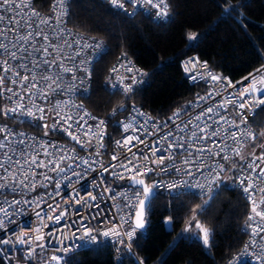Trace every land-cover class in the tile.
Returning a JSON list of instances; mask_svg holds the SVG:
<instances>
[{
  "label": "built area",
  "instance_id": "built-area-1",
  "mask_svg": "<svg viewBox=\"0 0 264 264\" xmlns=\"http://www.w3.org/2000/svg\"><path fill=\"white\" fill-rule=\"evenodd\" d=\"M43 1V3H42ZM71 1L68 0V16L63 18V22L60 25L56 24V15L60 9H57V12L52 10V5L56 3V0H48V4L44 5V0H24V3L29 4V7H21L19 9L3 12L0 10V14H3L7 17H15L16 19L21 20L20 26V35H23L26 31L24 27V19L23 16H29L32 11H36L40 14V17H32L33 21L38 20L39 18L50 19L51 25L53 26L52 30H58L59 28H63L64 32L53 39L54 43H61V40L67 39L70 42L74 40H80V44L71 43V47L64 45V53L69 56H75V52L80 49L81 55L75 56L74 60L65 59L64 63L68 67H73V65H80L82 60H88L90 63L86 65L91 71V78L85 80L84 84H80L79 80L73 81L71 79L72 73H63L64 76V85L72 84L78 87V91L70 92V91H58L56 94L50 96L47 101L37 100L38 104H42L46 107V120L40 121L39 123L43 125L47 123L49 128L47 130L42 127H34L32 124L28 122L21 123V121H27L28 118L24 116H19L15 119L9 117L5 118L0 115V125H7L8 128L14 133H23V137L15 136L14 140L24 139L25 144L17 145V152L12 153L13 160L20 159L18 155L20 150H24L26 154L33 155L36 152L40 153L39 159L47 162L49 159H53L54 157H45L43 155L44 149L41 148V144L47 143L49 145L55 144L56 147H49L48 151L54 153L56 157L60 155L72 156V160H64L61 164V167L67 169L66 172L58 173L49 171L48 169L42 168H34L36 173L35 177V189L32 188V180L31 173L29 174V180L25 181L24 185L19 184V180L23 179V172L16 165H9V172H12L16 177V182L13 183L11 179H0V184H5L7 187L0 189V208L6 209L7 215L4 211H0V221L3 222V227L0 228V240L8 239L12 241L9 244H0V257L5 264H56V261H52L51 257L53 255L63 256L65 259L62 264H65L66 260L73 254L89 249L90 247L96 245L98 242H105L110 244L115 252L117 253L118 258H122L125 254L131 255L138 264H144L142 258L139 256L138 252L134 247V242L138 237L140 232H144L145 230L136 229L135 235L128 241L126 237L124 244H120L117 241L116 237H104L101 233L103 231L108 230L113 226H118L121 232L131 231L134 225V215H129L130 213H134L137 209L133 207H129L130 203L135 202V197L132 193L135 191V186L130 183V180L123 179L119 180L115 176L111 174V172L115 171L118 173H123L125 177L131 175V173L125 172L124 169L120 168L119 165L121 163H127V159L132 158V153L127 152L125 148L117 147L116 141H123L127 136L136 137L139 136L140 139L144 140L146 144L150 147L153 140H160V138L167 133L169 128H171L172 132L180 137L187 139L188 133L191 131V125H189V129L185 132H180L176 125L179 124L180 127H183L184 123H186L191 117L199 114L202 109H206L208 107L214 106L215 104L221 103L226 99L235 100L238 103L240 102L239 93H241L242 89L246 87H250L252 81L255 79L257 81V87H264V85L259 84L261 79H264V66L259 67L253 72L235 79L229 74H222L216 70H214L209 61L203 57L198 52H194L190 55L184 56L180 63L182 67L183 74L187 81L192 85H202L204 90L198 92L195 97L185 106L177 108L174 112L181 109H186V111H181V115L178 120L175 122L170 121L169 117L173 116V113L165 118H157L152 116L145 108L138 104H131L130 106H126L127 111H117L115 118H112L113 110H108L105 113H97L93 109L89 108L85 101L87 97L83 94V90L85 85H87V96H90L93 91V81L94 74L96 70V64L98 59L101 57H97L94 50L92 48H83V44L85 42L95 44L99 42L103 49V54L106 51V45L103 39L99 36L88 34V33H79L77 32L70 24H69V15L71 10ZM108 2V0H104ZM19 3L20 0H17ZM109 3V2H108ZM110 4V3H109ZM112 6V5H111ZM167 10L169 8V2L167 1ZM119 9V8H115ZM122 10V9H121ZM125 10L129 13L135 12L137 10H142L146 13H155L157 9L151 8L150 6L139 7L137 6L134 9V6L127 3L125 0ZM153 17L157 19L155 15ZM7 26V19L4 22H0V27ZM9 27L15 28V25H11ZM36 27V24L33 23V28ZM46 32H48L49 36H52V30L48 28V26L42 25ZM94 38V39H93ZM16 33L10 32L8 34L7 40H3L4 43H10L15 41ZM2 40V38H0ZM37 41V46L40 43H43V40L40 37H35ZM20 47H28L29 51H31V44L25 45L23 42H20ZM12 51H16L15 48L11 49ZM49 51H52L49 49ZM100 50L97 49L96 52ZM4 53L0 50V57H3ZM18 55L20 53L18 52ZM34 55L39 58L40 54L34 53ZM55 55V53H54ZM51 59V57H49ZM192 61L191 64L188 62ZM25 62L29 64V67H32L30 59L26 61L21 60H10L9 63L13 66ZM123 65V66H121ZM116 68L117 71L113 72L112 69ZM131 69L132 71H128ZM187 69V70H186ZM21 74H24L23 69H19ZM39 71V70H37ZM53 73L57 71L56 68L51 69ZM141 73L143 75H141ZM2 69H0V75H3ZM76 76L84 75L83 71L77 70ZM215 75L220 77V80L213 81L211 76ZM8 77H12V73L7 74ZM135 76L136 83L133 84V91L138 88L140 85L146 82L148 76L147 72L143 66L139 65L132 57L129 55L122 53L118 55V57L111 64L108 73L104 78V85L108 88L110 92L111 86L117 84L119 87H123L124 85L132 84L131 77ZM120 78H123V83L119 84ZM229 82H231L229 84ZM43 86V83H41ZM5 88H13L15 91H21L18 85H13L9 80L5 81ZM119 92V91H117ZM209 93H214L213 96L209 97L208 100L198 99L199 97L207 96ZM129 94V93H128ZM11 96V93L4 92L0 95V107L13 106V101L16 99L13 97L12 99H8ZM264 98V97H262ZM247 99V97H245ZM57 101H72L77 105H83V108L76 109L72 108V114L74 116L79 113V115H83L85 111L91 114V117H95L96 119H91L88 116H85L84 121H81L83 125V129L79 132L81 139L86 140L91 137H84L83 133L88 131V126L92 125L93 132L96 131V124L99 120H103L105 122L104 127V135H103V145L104 147L99 149L100 155L97 156L95 140H93V144L87 148H82L80 144H77L76 141L72 140L65 133L59 130L52 129V125L56 122L58 117L55 116L54 112H50L47 109L50 106H54ZM25 103H27V97L25 96ZM133 106L140 113H144V115H139L137 111H133ZM262 106L255 108L253 113H249L247 109L240 110L235 108L234 105L229 104L227 109H220L219 114L214 117L215 120L219 121L221 117H227L229 120H235L237 124H240V128H229L227 124L222 125L223 128H228L229 132H239L242 129H246L255 134V130L248 123L242 124L240 123L241 117L237 115V112L243 111L248 118L252 117L257 110H259ZM63 107V104L61 105ZM71 107V104L69 105ZM67 111V109H65ZM151 119H148V118ZM78 118V116H77ZM86 121V123H85ZM145 121L147 123L145 124ZM168 122V127L164 128L163 132H158L155 136L150 133L155 131L154 125L159 124L163 127L164 122ZM117 122L123 123H132L134 127H138L141 124H144V127L147 129V133L145 131H133L129 130L128 132H123L118 128ZM35 123V122H33ZM203 123V122H201ZM209 124H213V127H217L216 124L213 123L212 119L208 120ZM45 131L48 132L45 135ZM171 139V137H169ZM214 140L219 141V138H213ZM243 139V146L249 143L251 138ZM222 143V141H219ZM211 143V141L205 142ZM133 144L136 146L132 148V152H135L138 156L141 157L139 163L143 165L145 161L142 159L144 155H148L151 158V154L148 151V148L145 147V144H136V141H133ZM228 144L232 147H236L231 139L228 140ZM158 147L165 148L167 147V142L162 144H158ZM259 145H255L252 152L243 155L247 158L245 161H241L239 157H233V160L237 164V168L231 171L227 170V162L220 161L219 157H216L215 160L207 159V163L209 165L214 164L216 161L225 164L226 170L222 173V179L226 181L228 184H233L234 177L247 176L251 173V169L247 167H243L242 170H237L242 165H246V163L251 162L252 156L251 153H254L256 156H260L264 154V148L258 147ZM63 148L64 152L61 153L60 149ZM74 149V151H73ZM138 149H142L143 151H138ZM191 151L195 154V149H191ZM116 155L117 159L113 160L112 156ZM161 155V153H157V156ZM176 159L174 163L177 166L188 167L183 165V157L187 156V152L184 149L177 150ZM205 158L208 157V153H203ZM88 160L91 167L89 165L84 164L83 160ZM256 163L260 165L261 168H264V164L261 161L257 160ZM71 164L69 168L68 165ZM169 164L168 160H165V165ZM103 165V168L101 167ZM113 165L117 167L113 169ZM25 169H27V165H24ZM149 167H154L149 165ZM192 170L195 171V165H192ZM104 168L109 169V171H104ZM259 168H257V173L259 172ZM208 168H204L203 172H196L194 176H188L185 173H175L173 170L171 174L168 172H160L159 169L154 174H151L150 178H146V182L151 185L154 182H164L173 183L179 182L181 180H187L189 183H195L197 180L200 183H207L208 178ZM43 172H47L49 176L52 177L51 180H44L43 176L40 175ZM73 172L81 173L80 176L73 175ZM7 173L4 172L3 169H0V177L6 176ZM41 181L47 185V187L41 186ZM57 182L60 184V187L57 188ZM256 189V198L259 200L260 193L258 189L260 187H264V178L255 180ZM98 185V186H97ZM110 187L111 193L105 191V188ZM235 189H239L242 191L241 187L238 184V180L234 184ZM198 189H167L166 187H161L158 192L164 194H172L175 195L178 192L180 193H192L195 194L198 192ZM126 192L127 197L122 196L121 193ZM243 192V191H242ZM91 193L92 195L97 196L96 200L88 199L87 203L89 205H99V207H88L84 204H77L74 202L73 197L77 199L84 197L87 198V195ZM103 193V195H101ZM244 194V193H243ZM196 195V194H195ZM245 195V194H244ZM113 196L115 198H113ZM203 196L204 195H200ZM207 197V196H206ZM14 201H19V203H14ZM51 205V207H49ZM57 205L59 207H57ZM67 210V215H63L64 210ZM37 213L40 215L38 216ZM49 216H61V220L57 223L54 219L49 220ZM121 217H125L128 219L129 223H123ZM81 221L83 224H86L88 227L92 228L93 235L96 236L95 242H84L80 237L83 236L82 231H77V229L81 228ZM39 229V233L35 230ZM247 233L246 239L243 245L235 251L232 255H230L224 264H229L230 260H233L236 256H238L242 251L246 244L253 239L257 241L260 247L257 248H249V251H254L259 253L260 248L264 247V233H261L260 236L253 237L250 232L246 229ZM21 232H27L29 235L25 237V239L31 240L32 242L29 244H20L16 242V237L20 235ZM49 233H54L55 235H49ZM72 233H75L76 238L73 239ZM43 235V241H37L34 239L36 235ZM67 237V239H64ZM64 240V247L72 248L71 252L63 253L58 251L61 247L59 241ZM43 243L45 247L41 248L37 245ZM83 244V247H74L76 245ZM35 248V252L32 256H29L28 253L30 250ZM251 264H259V262L254 259L251 261Z\"/></svg>",
  "mask_w": 264,
  "mask_h": 264
},
{
  "label": "snow or ice",
  "instance_id": "snow-or-ice-1",
  "mask_svg": "<svg viewBox=\"0 0 264 264\" xmlns=\"http://www.w3.org/2000/svg\"><path fill=\"white\" fill-rule=\"evenodd\" d=\"M108 2L114 7L125 10V0H108ZM127 3L134 6V9L144 6H150L151 8L157 9V11L150 15H155L157 18H166L168 17L167 10V0H127ZM21 7H29V4L24 3V0H20L18 3L17 0H0V10L3 12L13 11L19 9ZM224 9V12L228 15H231L232 11H238V6L229 4L227 7L221 5ZM57 9L60 11L57 12ZM52 10L57 12L56 15V24L60 25L63 22V18L68 16V0H56V3L52 5ZM32 17H40V14L36 11H32L29 16H23L24 19V27L26 29L23 35H20V26L21 20L16 19L15 17H5L3 14H0V22H4L7 19V26L0 27V50L3 51V57H0V69L3 71V75H0V95L4 92L11 93V96L8 99H12L15 97L13 101V106L8 107H0V115L5 118H17L19 116H24L28 118L27 121H21V123L28 122L32 124L34 127H42L47 130L49 125L44 123L41 125L40 121L46 120V107L42 104H38L37 100L47 101L48 98L58 91L63 92L65 90L74 92L78 91V87L72 84L64 85V76L63 73H72L71 79L73 81L79 80L80 84H84L85 80L91 78V71L86 66L90 63L88 60H82L80 65H73V67H68L65 63V59L74 60L75 56L81 55V50L78 49L75 52V56H69L64 53V45L71 47V43L80 44V40H74L70 42L67 39L61 40V43H54L53 39L60 36L63 32V28H59L58 30H52L53 26L51 25L50 19L39 18L36 21L32 20ZM33 23L36 24V27L33 28ZM11 25H15V28L9 27ZM42 25L48 26L50 30H52V36L50 37L48 32L45 31ZM10 32L16 33L15 41L10 43H4L3 40H7L8 34ZM35 37H40L43 40V43H40L37 46V41ZM94 39V38H93ZM188 39L191 41H195L197 39L195 34L189 35ZM20 42H23L25 45L31 44V51H29L28 47H20ZM15 48L16 51H12L11 49ZM83 48H92L97 57L103 55V49L99 42L95 44L85 42L83 44ZM51 49L52 51H49ZM99 49V52L96 50ZM18 52L20 55H18ZM34 53L40 54L39 58H37ZM55 53V55H54ZM51 57V59H49ZM31 62L32 67H29L28 63L21 62L15 66L9 63L10 60H21L26 61L29 60ZM189 64L192 61L188 62ZM123 66V65H121ZM56 68L57 71L53 73L51 69ZM19 69L24 70V74H21ZM39 70V71H37ZM83 71L84 75L77 77L76 71ZM187 70V69H186ZM113 72H116L117 69L113 68ZM128 71H132L128 69ZM12 73V77H8V73ZM141 75H143L141 73ZM211 79L213 81L220 80V77L211 75ZM13 85H18L21 91H15L13 88H5V81L9 80ZM132 84L124 85L123 87H119L117 84L111 86L112 94H115L119 91L121 94L127 95L133 91V84L136 83L135 76L131 77ZM43 83V86H41ZM123 83V78H120L119 84ZM231 82H229L230 84ZM259 84L264 85V79L259 81ZM83 94L87 96V85H85ZM214 93H209L207 96L199 97L201 100H208L209 97L213 96ZM25 96L27 97V103H25ZM240 102L238 103L235 100L226 99L221 103L215 104L214 106L208 107L206 109H202V111L191 117L186 123H184L183 127H180L179 124L176 125L177 129L180 132H185L189 129V125H191V131L188 133L187 139L175 135L171 128L165 133L160 140H153L151 146L149 147L146 142L140 139L139 136L132 137L127 136L123 141H116L117 147L125 148L127 152L132 153V158L127 159V163H121L119 165L120 168L124 169L125 172L131 173L128 177H125L123 173L111 172L113 176H115L119 180L128 179L135 186V191L132 195L136 198L135 202L130 203L128 206L136 208L137 210L134 213H130L129 215H134V225L131 231L121 232L118 226H113L106 231H103L101 234L104 237H116L118 243L124 244L126 237L128 241H131L133 236L135 235L136 229H144L146 225L145 221V209L146 202H151L153 198H155L158 194V190L161 187H166L167 189H198L199 191L195 194L197 196L204 195L207 196V200L205 201V207L201 209V214L210 207V202L215 199L217 195L222 191L221 185L223 184V189H232L234 184L238 180V184L241 187L243 193L245 194V198L250 203V214L248 215V223L245 225V228L250 232L253 237L260 236L261 233H264V187H260L258 189L260 193V198L257 200L256 192V183L255 180L264 178V168H261L260 165L256 163L257 160L261 161L264 164V154L260 156H256L254 153H251L252 156L251 162L246 163V165L240 166L237 170H242L243 167H247L251 169V173L247 176L234 177L233 184H228L222 179V173L226 170L225 164L216 161L214 164L209 165L207 163V159L215 160L216 157L220 158V161L227 162V170L231 171L237 168L236 162L233 160V157H239L241 161H245L247 158L243 155L242 146L243 139L251 138L253 141L256 139V135L251 131L246 129H242L239 132H229L228 128H223V124H227L229 128L234 127L239 129L240 124H237L235 120H229L227 117H221L219 121L215 120L214 117L219 114L220 109H227L229 104L234 105L235 108L240 110L247 109L249 113H253L255 108H258L261 105H264V87H257V81L254 79L250 87H246L242 89L241 93H239ZM247 97V99H245ZM131 99V97H128ZM63 104V107L61 105ZM71 104V107L69 105ZM81 109L83 105H77L72 101H57L54 106H50L47 110L50 112H54L55 116L59 119L52 125V129L62 131L72 140L76 141L77 144H80L82 148H87L93 144V140H95L96 146V155H100L99 149L103 148V135H104V127L105 122L103 120H99L96 124V131L93 132L92 125L88 126V131L84 132V137H91L89 139L83 140L79 135V132L83 129V125L81 121H84L85 116L90 117L91 119H96L95 117H91V114L87 111L84 112L83 115H79L77 113L76 116L72 114V108ZM67 109V111H65ZM117 111H127V109L121 105L119 109H113L112 118H115ZM133 111H137L133 106ZM181 111H186V109L177 110L173 113L172 117H169L170 121L175 122L179 119L181 115ZM139 115H144V113L138 112ZM237 115L241 117L240 123H247V115L243 111L237 112ZM78 116V118H77ZM148 119H151L150 117ZM212 119L213 123L217 125V127H213V124H209L208 120ZM35 122V123H33ZM203 122V123H201ZM86 123V121H85ZM147 121H145V124ZM123 132H128L129 130L140 131L143 130L147 133V129L144 127V124L139 125L138 127H134L132 123H123L117 122L116 125ZM168 127V122L165 121L163 127L159 124L154 125L155 131L150 133L155 136L158 132H163L164 128ZM48 132L45 131V135ZM23 133H14L11 131L8 126L0 125V169H3L6 176L0 177V179H11L13 183L16 182V177L12 172H9V165H16L23 172V179L19 180L20 185H24L25 181L29 180V174L31 173L32 180V188L35 189V177L36 173L34 168H42L48 169L49 171L63 173L66 172L67 169L61 167V164L64 160H72V156L60 155L56 157L54 153L48 151L49 147L55 148V144H41V148L44 149L43 155L45 157H54L53 159L47 160V162L40 160V153L36 152V154L28 155L24 150H20L18 155L20 159L13 160L12 153L17 152V145L25 144L24 139L14 140L15 136L23 137ZM261 136H264V133H260ZM171 137V139H169ZM219 138V142L214 140L213 138ZM231 139L236 147H232L228 144V140ZM136 141V144H145V147L148 148V151L151 154V158L148 155H144L142 159L145 161L143 165L139 163L141 157L138 156L135 152H132V148L136 145L133 144V141ZM211 141V143H205ZM167 142V147L162 148L158 147V144H162ZM264 148V145H261ZM195 149V154L191 151V149ZM184 149L187 152V156L183 157V165L188 167L177 166L174 161L176 159V151ZM74 151V149H73ZM138 151H143L142 149H138ZM60 152L63 153L64 149L61 148ZM207 152L208 157L205 158L203 153ZM157 153H161V155L157 156ZM113 160L117 159L116 155L112 156ZM165 160L169 161V164L165 165ZM84 164L89 165L91 167L88 160L82 161ZM24 165H27V169H25ZM152 165L154 167H149ZM192 165H195V171L192 170ZM71 167V164L68 165ZM103 168V165H101ZM113 169L116 168V165L112 166ZM204 168H208V178L207 183H200L198 180L195 183H189L187 180H181L178 183H167L164 182H154L149 185L146 183V178H150L151 174H154L157 169L160 172H171L174 170L175 173H185L188 176L196 175V172H203ZM257 168H259V172L257 173ZM104 171H109V169L104 168ZM40 175L43 176L44 180H51L52 177L48 175L47 172H43ZM73 175L80 176L81 173L73 172ZM41 186L47 187L46 184L41 181ZM98 186V185H97ZM7 187L5 184H0V189ZM56 187L59 188L60 184L57 182ZM105 191L111 193V188H105ZM180 192L177 193L179 196ZM103 195V193H101ZM122 196L127 197V193H121ZM113 198H115L113 196ZM88 199L96 200L97 196L89 193L87 198L81 197L77 199L73 197V200L77 204H84L88 207H99V205H89L87 203ZM14 203H19V201H14ZM51 207V205H49ZM57 207H59L57 205ZM0 211H4L7 215L6 209L0 208ZM39 216L40 214L37 213ZM63 215H67V210L65 209ZM61 216H49V220H55L57 223L60 222ZM195 220V217H193ZM123 223H129L128 219L125 217H121ZM3 222L0 221V228H2ZM195 228L197 229V238L201 239L203 245L210 246V237L212 235L211 230L205 227L202 223L197 221L195 223ZM192 227L191 222L189 223L190 231ZM39 233V229L35 230ZM77 231H82L83 236L80 237L84 242H95L96 236L93 235V229L88 227L86 224H83L81 221V228L77 229ZM29 233L21 232L20 235L16 237V242L20 244H29L32 241L25 239ZM49 235L54 236V233H49ZM73 239L76 238L75 233L71 234ZM37 241H43V235H36L34 237ZM64 239H67L65 237ZM264 239V237H261ZM12 241L8 239L0 240V244H9ZM61 247L58 251L63 253H68L72 251L70 247H64V240L61 239L59 241ZM38 247H45L43 243L37 245ZM83 244L76 245L74 247H83ZM257 248L260 245L257 243L255 239L251 240L249 244H246L243 248V251L236 256L233 260L229 261V264H251V261L254 259L259 262V264H264V247L260 248V252L249 251V248ZM35 252V248L29 251L28 255L32 256ZM63 256L53 255L51 257L52 261H56V264H62L64 261Z\"/></svg>",
  "mask_w": 264,
  "mask_h": 264
},
{
  "label": "trees",
  "instance_id": "trees-1",
  "mask_svg": "<svg viewBox=\"0 0 264 264\" xmlns=\"http://www.w3.org/2000/svg\"><path fill=\"white\" fill-rule=\"evenodd\" d=\"M167 1L168 17L160 20L142 10L115 9L104 0L71 1L69 24L79 33L101 37L106 45L96 64L93 91L85 101L89 108L101 114L138 104L154 117L169 116L204 90L190 84L182 71L181 59L194 52L214 70L235 79L264 66V0ZM229 4L238 6V11L225 13L221 5ZM192 34L195 41L188 39ZM122 53L143 66L148 76L127 95L112 94L104 85L111 64ZM247 121L261 149L264 106ZM221 188L203 214L206 196L158 192L147 208L146 229L134 242L144 264H224L246 239L251 206L241 190H224L223 184ZM195 216L211 230L210 246L187 232ZM0 264H5L1 257ZM65 264L138 263L129 254L119 259L110 244L98 242L71 255Z\"/></svg>",
  "mask_w": 264,
  "mask_h": 264
},
{
  "label": "rangeland",
  "instance_id": "rangeland-1",
  "mask_svg": "<svg viewBox=\"0 0 264 264\" xmlns=\"http://www.w3.org/2000/svg\"><path fill=\"white\" fill-rule=\"evenodd\" d=\"M261 133H264V131H262ZM255 141H256V140H254V141H253V140H250L249 143H247V144L244 146V149H243V153H244V154H247V153L252 152V150L254 149V147H255V145H256ZM261 142L264 144V136H262ZM197 221H199V220H198L197 217L195 216V220L192 219V222H191L192 227H191L190 231L187 230V232H189L190 235H191L192 237H197V235H196V233H197V229H196L195 226H194L195 223H196ZM168 225L170 226V222H168ZM188 228H189V227H188ZM200 240H201V239H200Z\"/></svg>",
  "mask_w": 264,
  "mask_h": 264
},
{
  "label": "water",
  "instance_id": "water-1",
  "mask_svg": "<svg viewBox=\"0 0 264 264\" xmlns=\"http://www.w3.org/2000/svg\"><path fill=\"white\" fill-rule=\"evenodd\" d=\"M124 107L126 108V106L124 105ZM131 183V182H130ZM147 183V182H146ZM132 184V183H131ZM133 185V184H132ZM149 202H146V209H145V221H146V212H147V208L149 207ZM134 220H135V218H134ZM146 229V225H145V228L144 229H141V230H145Z\"/></svg>",
  "mask_w": 264,
  "mask_h": 264
},
{
  "label": "crops",
  "instance_id": "crops-1",
  "mask_svg": "<svg viewBox=\"0 0 264 264\" xmlns=\"http://www.w3.org/2000/svg\"><path fill=\"white\" fill-rule=\"evenodd\" d=\"M262 137V136H261ZM257 142V141H256Z\"/></svg>",
  "mask_w": 264,
  "mask_h": 264
}]
</instances>
